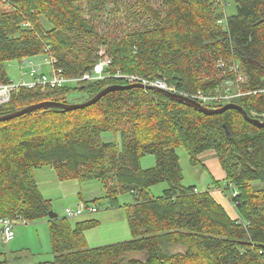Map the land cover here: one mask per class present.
<instances>
[{"label":"trees","instance_id":"trees-1","mask_svg":"<svg viewBox=\"0 0 264 264\" xmlns=\"http://www.w3.org/2000/svg\"><path fill=\"white\" fill-rule=\"evenodd\" d=\"M220 1L0 0V83L11 82L6 63L37 55L52 56L67 79L90 71L102 57L99 48L110 59L104 80L19 88L0 106V117L45 101L69 104L74 92L92 96L126 86L115 76L119 71L163 79L180 95L214 96L230 88L241 93L231 103L264 121V0H234L228 16ZM105 2L112 8L100 31L96 18ZM231 67L244 83L227 85L236 77ZM106 133L118 140L104 141ZM179 147L192 165L200 154L215 153L225 178L213 186L225 185L237 218L210 189L182 184ZM145 155L154 157L153 167L141 168ZM43 167L60 182L98 181L103 195L91 200L94 207L118 208L119 196L130 194V239L89 248L84 233L97 221L49 219L50 202L33 176ZM255 183L264 184V127L234 109L206 115L160 92L123 88L89 107L44 108L0 122V218L46 221L53 257L36 264H264V189ZM159 184L165 188L153 195Z\"/></svg>","mask_w":264,"mask_h":264},{"label":"rangeland","instance_id":"rangeland-1","mask_svg":"<svg viewBox=\"0 0 264 264\" xmlns=\"http://www.w3.org/2000/svg\"><path fill=\"white\" fill-rule=\"evenodd\" d=\"M219 1L220 0H218V2ZM222 1L224 3H222ZM220 3L222 9V5L227 4L225 8V15L228 16L235 12L234 0H221ZM105 7L106 9L104 10V13L100 14L99 17L96 18V23L98 24L100 31L105 26L112 4L110 2H105ZM4 8L5 7L0 6V11H3ZM41 22L42 25H44V28L48 29V23L44 20H41ZM133 26L135 27V24ZM99 50V54L102 56L101 58L109 59L102 48H99ZM29 60L33 61L36 66L41 65V72L46 74L50 72V67L44 63V55H37L29 58ZM20 62H22V60L11 61L5 64L7 78L15 83L20 80ZM23 71H27V69L23 68ZM104 77L105 79L107 78L105 74ZM132 84L133 83H128L127 85ZM93 96L94 95L91 96L85 92H74L67 97V100L70 102L69 104H80L89 100ZM141 131H143V129ZM102 139L104 141L116 142L118 140V134L106 133L103 134ZM176 153L179 158V165L183 176L182 184L184 186H195L198 192H204L210 189V194L213 198L217 201L219 200L227 206L230 204V195H226L224 193V191H226L225 185L222 186L224 189H221V186H218V188L213 186V182L217 179L221 181L220 178L224 175L218 161L216 160L217 158L214 159L215 162H211L212 160H210L209 165L207 166V163L205 164L201 160L198 161L197 164L192 165L190 157L182 147L177 148ZM154 163V157L151 155H145L140 160V166L142 169L151 168L154 166ZM34 176L36 177V183L39 184L37 185L40 192L45 199L49 200L52 208L51 211L56 213L57 216L66 217L65 213L67 210L76 211L78 207L77 204L80 203V201H82L86 207L93 206L94 204L90 199H94L96 197L98 198L103 195V187L98 181L90 180L83 182L70 180L60 182L58 181L55 171L51 167H43L35 170ZM257 184L259 185V183ZM164 188V184L156 185L151 188L152 194L159 195ZM131 202V195L125 193L119 196L120 206L118 208L105 209L104 204L98 202L96 205L97 211L95 213L87 214L86 216L82 215L68 218V221L73 225L76 222L84 220H94L98 222L95 227L86 230L84 233L86 244L89 248L102 247L127 241L130 239L131 235L125 216V206ZM14 233L15 237L12 241H9V243L2 241L0 236V263L36 264L52 260L53 255L51 254L49 230L46 221H38L35 223L18 222L14 224Z\"/></svg>","mask_w":264,"mask_h":264},{"label":"built area","instance_id":"built-area-1","mask_svg":"<svg viewBox=\"0 0 264 264\" xmlns=\"http://www.w3.org/2000/svg\"><path fill=\"white\" fill-rule=\"evenodd\" d=\"M221 23V21H219ZM44 63L50 67V72L48 74L41 72V65L36 66L33 61L29 59H23L20 62V80L15 83L13 81L9 83H0V106L8 103L11 97V94L17 91L19 88L33 89L35 87L42 88H59L65 85H76L81 82L101 80L105 79V68L110 65V59L101 58L97 63H95L92 69L78 78L67 79L63 76V73L60 69L54 67L55 59L52 56H45ZM217 68H223L224 64L218 62L216 64ZM23 68H26L27 71H23ZM236 71L235 80L227 82L228 86H232L236 83H244L245 78L240 73L237 72L236 67H231L229 70ZM107 78L109 75L105 74ZM116 76L122 77L125 79L126 83H141L144 86H153L158 89L164 90L169 93H177L173 86L167 84L163 79L147 80L134 75L123 76L117 72ZM230 88H227L224 94L206 95L202 91H199L193 96L184 95L190 99L199 102L200 104L212 108L213 105L223 102V105L226 103H231V100L234 97H238L241 93H232L229 91ZM178 94V93H177ZM97 211L96 207L90 206L86 207L84 203H81L76 211L67 210L65 216L67 218L77 217V216H86L87 214H92ZM14 223L9 219L0 218V236L4 242H9L14 239Z\"/></svg>","mask_w":264,"mask_h":264},{"label":"water","instance_id":"water-1","mask_svg":"<svg viewBox=\"0 0 264 264\" xmlns=\"http://www.w3.org/2000/svg\"><path fill=\"white\" fill-rule=\"evenodd\" d=\"M123 88H141V89L160 92L162 94L169 96L170 98H172L174 100L183 102V103L197 109L198 111H200L201 113H204L206 115L221 113L227 109H234V110L239 111L242 114V116L244 117V119L247 120L248 122L254 124L257 127H264V121L249 117V115L243 110V108L240 107L239 105L235 104V103H226V104L222 105L221 107L210 108V107H206V106L200 104L199 102H196L195 100L190 99L184 95H180L177 93H169V92H166L164 90L158 89L156 87L143 86L141 84H132V85H126V86L110 85V86L105 87L101 91H99L97 94H95L89 100H87L83 103H80V104H66V103H59V102H53V101L40 102V103L25 107L19 111L11 113V114L1 116L0 122L8 121V120L14 119L16 117L22 116L24 114L30 113L32 111L44 109V108H57V109L65 110V111H70V110H74V109L89 107V106L97 103L107 93H109L111 91H115V90H120ZM57 217H58L57 214L54 213L53 211H50L48 213L49 219H55Z\"/></svg>","mask_w":264,"mask_h":264},{"label":"crops","instance_id":"crops-1","mask_svg":"<svg viewBox=\"0 0 264 264\" xmlns=\"http://www.w3.org/2000/svg\"><path fill=\"white\" fill-rule=\"evenodd\" d=\"M214 159H216V157H215V153L214 152H212V151H209V152H204V153H202V154H200L199 156H198V160L200 161H203L205 164H206V166L207 165H209V161L210 160H212L211 162H213L214 161ZM217 160V159H216ZM218 161V160H217ZM215 162V161H214ZM224 173V172H223ZM56 174V173H55ZM33 176H34V172H33ZM224 178H225V175H223L221 178H220V180H224ZM34 179L36 180V177L34 176ZM59 181V180H58ZM216 181H219L218 179L216 180ZM37 182V181H36ZM38 184V183H37ZM39 185V184H38ZM254 185V187H258V189H264V184H257V183H255V184H253ZM262 185V186H261ZM97 198V197H96ZM99 198V197H98ZM48 200V199H47ZM90 200H93V199H90ZM49 201V200H48ZM219 201V200H218ZM224 201V200H223ZM81 203H83L82 201H80V203H78L77 204V206H79ZM219 203L220 204H222L223 206H224V208L227 210V212H228V214L230 215V217L231 218H237V215H236V212L234 211V209H233V207L229 204L228 206L226 205V204H223V203H221L220 201H219ZM51 204V203H50ZM59 217H61V216H59ZM44 222V221H43ZM47 224V223H46ZM48 225V224H47ZM14 230V229H13ZM48 230H49V228H48ZM14 237H15V233H14ZM3 241V240H2ZM7 243H9V242H7ZM6 244V243H5Z\"/></svg>","mask_w":264,"mask_h":264}]
</instances>
